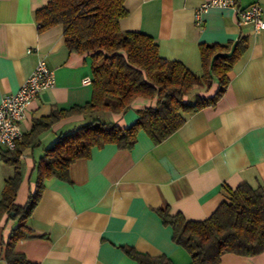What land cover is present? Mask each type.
<instances>
[{
	"label": "crops",
	"instance_id": "0c3cea01",
	"mask_svg": "<svg viewBox=\"0 0 264 264\" xmlns=\"http://www.w3.org/2000/svg\"><path fill=\"white\" fill-rule=\"evenodd\" d=\"M49 1L0 0V101L19 90L39 60L54 74L53 87L42 90L25 111L23 137L35 121L82 106L92 94L90 84H81L85 77L91 80L89 57L68 51L60 25L40 29L35 13ZM204 1L124 0L127 16L119 29L150 37L161 58L198 76L200 45L226 46L244 38L247 48L229 72L226 92L214 107L184 115V124L160 144L141 131L131 149L114 144L93 148L89 157L69 166L68 181H46L26 220L39 237L14 247L29 264H138L126 248L190 264L189 254L173 243L171 229L155 210L199 222L241 184L264 189V29L257 32L252 24H241L234 11L257 3L264 21V0H233L232 7L209 8L196 23L195 12ZM216 88L212 83L197 94L210 97ZM154 105L155 100L136 98L120 113L57 121L22 152L16 165L1 158L0 194L18 171L14 203L22 206L34 188V165L59 136L93 120L125 129L135 123L138 110ZM14 226L6 215L0 218V264H6L3 243ZM219 264H264V251L253 257L226 253Z\"/></svg>",
	"mask_w": 264,
	"mask_h": 264
},
{
	"label": "trees",
	"instance_id": "16d2710c",
	"mask_svg": "<svg viewBox=\"0 0 264 264\" xmlns=\"http://www.w3.org/2000/svg\"><path fill=\"white\" fill-rule=\"evenodd\" d=\"M35 16L40 29L62 27L63 43L70 53L89 57L91 99L82 106L52 111L50 116L35 121L14 151L0 153L3 162L16 165L19 156L36 142L38 135L61 119L120 113L136 98L155 100V105L138 110L135 123L125 129L93 120L59 136L34 165V188L22 206L14 203L19 172L5 182L0 194V218L6 215L15 223L3 243L6 264H29L23 255L14 252V247L19 241L39 237L26 227V220L37 205L46 181H68L69 166L89 157L93 148L114 144L131 149L141 131L154 145L160 144L184 124V115L216 105L228 87L229 72L247 48L244 38L226 46L200 45L202 74L198 76L178 62L161 58L150 37L119 29V21L127 16L124 0H50ZM212 83L217 84L212 96L197 94L209 90ZM155 213L171 229L173 243L187 251L190 264H219L226 253L253 257L264 251L262 187L253 189L241 184L229 192L227 202L199 222L188 221L168 210H155ZM124 252L138 264H172L165 256L149 257L129 248Z\"/></svg>",
	"mask_w": 264,
	"mask_h": 264
},
{
	"label": "built area",
	"instance_id": "2783aa9c",
	"mask_svg": "<svg viewBox=\"0 0 264 264\" xmlns=\"http://www.w3.org/2000/svg\"><path fill=\"white\" fill-rule=\"evenodd\" d=\"M233 4V0L204 1L195 12V22L200 23L201 16L209 8L232 7ZM234 11L241 24H252L257 32L264 29V21L261 18L262 8L257 3L244 8H234ZM90 83L89 77L81 80L82 85H89ZM53 85V71L46 66L43 60H39L32 74L19 90L2 97L0 101V153L16 149L17 144L23 138L21 123L28 105L37 98L42 90L52 88Z\"/></svg>",
	"mask_w": 264,
	"mask_h": 264
}]
</instances>
